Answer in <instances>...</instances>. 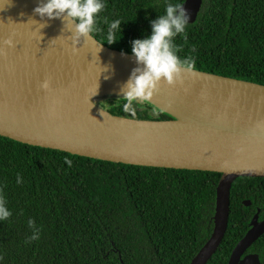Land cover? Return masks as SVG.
<instances>
[{
  "label": "trees",
  "instance_id": "trees-1",
  "mask_svg": "<svg viewBox=\"0 0 264 264\" xmlns=\"http://www.w3.org/2000/svg\"><path fill=\"white\" fill-rule=\"evenodd\" d=\"M183 1L103 0L90 34L133 54L132 41L151 34L167 5ZM115 19L120 32L109 44ZM170 45L194 69L264 85V0H202L195 21L170 37ZM98 103L116 115L170 118L145 101L133 100L127 112L125 98ZM219 177L95 159L0 135V195L10 212L0 219V264H188L211 233ZM257 209L264 219V178L234 179L227 227L206 264L227 263ZM248 251L264 264V234Z\"/></svg>",
  "mask_w": 264,
  "mask_h": 264
},
{
  "label": "water",
  "instance_id": "water-1",
  "mask_svg": "<svg viewBox=\"0 0 264 264\" xmlns=\"http://www.w3.org/2000/svg\"><path fill=\"white\" fill-rule=\"evenodd\" d=\"M45 2L0 0V135L112 162L220 173L211 233L188 263L206 264L227 227L234 179L264 178V85L181 65L173 83L161 77L147 100L134 99L169 119L113 114L98 101L125 98L144 65L90 33L77 34V21L65 13L50 18L34 11ZM201 4L181 3L186 23L195 21ZM76 87L95 94L83 100ZM258 214L226 264H261L257 253H246L264 234Z\"/></svg>",
  "mask_w": 264,
  "mask_h": 264
},
{
  "label": "clouds",
  "instance_id": "clouds-1",
  "mask_svg": "<svg viewBox=\"0 0 264 264\" xmlns=\"http://www.w3.org/2000/svg\"><path fill=\"white\" fill-rule=\"evenodd\" d=\"M105 7L103 0H46L42 5H38L34 11L40 15L54 17L60 13L77 21V34H87L93 31L96 15ZM176 9H180L179 14L174 15ZM186 17L181 4H169L165 8V14L152 22L151 34L145 38H136L132 41V53L139 63L144 65V70H136L130 78L128 91L125 93L126 103L124 110L130 111V104L136 98L147 100L156 87L161 77H164L169 83H173L179 78L181 65H186L187 70L194 67V61L186 59L181 61L175 54L170 45V37L176 33L184 31ZM121 20L115 19L108 24L106 42L111 44L115 42L116 33L120 32ZM5 43L11 44V40ZM42 87H48V81L45 80ZM17 182H20L17 177ZM10 215L5 207L4 197L0 195V219Z\"/></svg>",
  "mask_w": 264,
  "mask_h": 264
},
{
  "label": "bare ground",
  "instance_id": "bare-ground-1",
  "mask_svg": "<svg viewBox=\"0 0 264 264\" xmlns=\"http://www.w3.org/2000/svg\"><path fill=\"white\" fill-rule=\"evenodd\" d=\"M79 87H76L75 88V92H76L77 95H79L80 97H82L83 100H86L87 95H94L95 94V90L92 89V88L82 89V88H79Z\"/></svg>",
  "mask_w": 264,
  "mask_h": 264
},
{
  "label": "flooded vegetation",
  "instance_id": "flooded-vegetation-1",
  "mask_svg": "<svg viewBox=\"0 0 264 264\" xmlns=\"http://www.w3.org/2000/svg\"><path fill=\"white\" fill-rule=\"evenodd\" d=\"M251 218H252V217H251ZM259 220H262V219H259ZM246 253H251V252H249L248 249H247Z\"/></svg>",
  "mask_w": 264,
  "mask_h": 264
}]
</instances>
